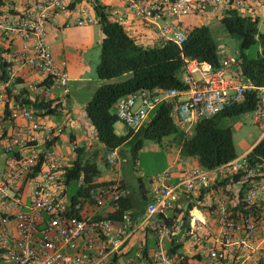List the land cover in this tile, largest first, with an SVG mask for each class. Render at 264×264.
<instances>
[{"label":"built area","instance_id":"2783aa9c","mask_svg":"<svg viewBox=\"0 0 264 264\" xmlns=\"http://www.w3.org/2000/svg\"><path fill=\"white\" fill-rule=\"evenodd\" d=\"M10 0L0 8V33L19 35L21 48L8 59L7 76L0 69V124L11 123L13 133H0L4 167L0 170V264H264V163L251 168L247 155L214 170L196 166L185 170L178 183L171 173L151 181L144 212L125 213L120 221L97 218V210L124 196L119 185L98 186L91 199L73 205L67 194V170L73 162L57 149L63 125L43 119L37 99L15 88L7 68L14 63L51 79V87L70 94L67 62L57 63L48 37L59 18L75 13L66 27L99 23L87 7L71 8L65 0H26L19 8ZM128 10L146 24L160 29L166 40L182 46L185 30L169 17L188 16L222 20L229 12L263 6L264 0H127ZM112 22L124 25L125 14L109 11ZM164 23V25H162ZM219 68L186 59L181 81L185 89H145L122 98L118 119L138 131L162 103L174 105L176 122L188 133L196 123L210 120L229 107L256 99L254 122L264 137V87L243 76L237 58L220 51ZM12 77V78H11ZM50 95L51 88L31 85ZM53 106V105H52ZM54 107V106H53ZM63 111L66 117L68 112ZM22 121V123H18ZM52 145L48 147V144ZM77 146L72 147L76 154ZM118 150L108 152L114 165ZM241 174L240 181L233 182ZM78 187L84 185L81 177ZM182 200L184 203L182 204ZM186 203V204H185ZM194 204L184 221V205ZM114 209H116L113 206ZM79 212L81 216L71 214Z\"/></svg>","mask_w":264,"mask_h":264},{"label":"trees","instance_id":"16d2710c","mask_svg":"<svg viewBox=\"0 0 264 264\" xmlns=\"http://www.w3.org/2000/svg\"><path fill=\"white\" fill-rule=\"evenodd\" d=\"M80 1L75 0L70 7H75ZM92 2L99 19L98 24L103 32L101 58L96 68L97 77L107 81L132 74L131 78L124 82L99 87L85 107L86 116L94 126L97 138L106 151L119 150L124 145L133 143L134 151L138 153L146 141L158 144L166 141L179 147L182 158L197 160L199 166L208 170H214L239 158L232 128H221L219 122L223 118H235L254 112L257 104L252 96L241 104L229 107L213 119L196 123L190 133L176 122L174 105L170 103H162L156 107L149 122L138 131L130 130L126 126L125 135L116 133L115 126L120 121L116 115V106L122 98L145 89L183 90L186 87L181 81V74L185 68V60L193 59L219 68L222 49L219 48L213 31L207 25L185 28L187 40L181 47L165 38L160 44L145 47L128 34L124 25L110 20L108 7L103 6L99 0H92ZM220 21L226 31L240 41L236 58L243 76L250 79L256 86L264 87V34L259 36L258 17L229 12ZM259 42L262 51L256 57L250 58L246 52ZM6 67L7 65L3 62V51L0 49V69L5 76H7ZM26 103L31 102L27 100ZM52 105L51 101H41L36 109L47 110L45 115H54L59 107ZM71 140L75 141L73 134H71ZM51 145L52 143L48 144V147ZM86 157V149L78 147L73 165L67 170L66 192L73 201V205L81 202L82 198L91 199V192L96 187L115 184L98 183L97 179L101 176V171L94 161L98 154ZM247 159L251 168L264 163V137L248 153ZM241 176L239 174L234 177L233 182L240 181ZM81 177L84 179V185L78 187L77 182ZM71 187L73 191L70 190ZM147 192L141 181L138 202L131 195L126 194L120 201L113 204L115 211L99 215L96 219L109 218L120 221L127 212H131L133 217L140 215L147 205ZM181 203L183 204L184 201L182 200ZM184 206L186 222L194 204ZM71 214L81 216L76 211H72Z\"/></svg>","mask_w":264,"mask_h":264},{"label":"rangeland","instance_id":"374dc122","mask_svg":"<svg viewBox=\"0 0 264 264\" xmlns=\"http://www.w3.org/2000/svg\"><path fill=\"white\" fill-rule=\"evenodd\" d=\"M264 4V3H263ZM245 15L258 17L259 19V36L264 34V5L257 6L253 11L245 12ZM195 18V19H194ZM182 25L179 26V21L174 17H169L168 22L173 23L178 30H184L191 23L201 26L207 25L213 31L220 49H225L231 55L237 56L240 47V41L232 37L224 28L220 20L208 17H193L182 19ZM181 24V23H180ZM164 25V23H162ZM75 45L68 50L74 51L83 57V64L87 67L83 79H76L70 83L71 95L70 104L73 105V110H77L74 114L75 119L69 127L63 139L68 138L71 132L76 133L79 138V145L90 149L89 157L98 154L94 160L100 171L101 176L98 181H107L110 178L117 179L119 176L125 179V185L128 193L138 202L139 189L142 184L146 188L150 187L151 181L157 177H163L167 173H173L171 166L177 160V150L179 147L171 145L168 142L158 144L153 141H146L141 151H134V144L128 143L118 150V160L114 165H109L107 162L108 152L103 144L98 140L96 130L85 115V107L92 100L96 90L106 84L120 83L131 78L132 74H127L123 77L112 80L103 81L97 77L96 68L100 63L101 58V43L97 45H89L85 40L77 39ZM160 44V43H158ZM143 45V44H141ZM144 46V45H143ZM262 51L261 43L259 42L246 54L250 58H254ZM221 128L230 127L234 133V140L239 156L244 155L262 138L263 131L260 125L254 122V112L242 115L235 118H223L219 122ZM118 135L127 133L126 126L119 121L115 126ZM65 144L62 142L60 148L63 149ZM87 156V153H86ZM187 168H192L194 162L187 161ZM119 175V176H118ZM73 191V187L70 188Z\"/></svg>","mask_w":264,"mask_h":264},{"label":"crops","instance_id":"0c3cea01","mask_svg":"<svg viewBox=\"0 0 264 264\" xmlns=\"http://www.w3.org/2000/svg\"><path fill=\"white\" fill-rule=\"evenodd\" d=\"M65 1L71 4L75 0H65ZM99 1L101 2L103 6L108 7V11L112 9H117L126 15L127 22L124 24V27L126 28L128 34L132 36L133 38H135L139 44H143L145 47H151V46H154L160 43L161 40L164 39L162 33L160 32V29L157 26L146 24L142 21L137 20L133 16V14L128 10L127 0H99ZM9 2L10 0H0V8H2L3 6H6L7 4H9ZM25 2L26 0H14L13 3L16 4V6H18L19 8H23L25 5ZM76 7H87L91 10V12L94 15H96L92 0H81L80 2L77 3L75 8ZM76 17L77 16L75 13L63 14L59 18V24L56 27L54 26V28L52 29L48 37V44L52 49L55 61L57 63H60L62 61L67 62V67H68V71L70 74L71 82L76 79H83L84 77L83 75L85 74L86 69H87L86 68L87 66L83 64L82 62L83 60L82 55L80 53L78 55L74 51L68 50L72 45L73 46L75 45L74 41L77 39H80V40H85L86 42H88L89 45H97L99 43H101L102 45V40H103V32L99 24L90 25L86 27H77V26L66 27L65 26L67 23H70L71 21L75 20ZM193 17L195 16H188L185 18L191 19ZM182 22L183 21L181 19L180 21L181 24H179V26L182 25ZM189 26H198V25L191 23ZM21 45H22V40L19 35L14 34V35H11L10 37L4 38L0 33V49L3 51L4 59H8L11 55L17 52L21 48ZM7 70L9 72L8 76L10 77V74L13 76V81H15L16 90H18L21 94H23L26 100L35 101L37 99H40L44 101H51L54 107L56 106L59 107V110L57 111L56 114L43 117L44 120H46L52 125H63V129H64L63 134L59 138H57L58 143L56 144L59 152L64 154L67 159L72 160V162H74L76 158V154L72 153V147L76 145L77 147H84L86 149V153H87L86 158H88L90 149H88L85 146L79 145V138L76 133L71 132L68 138L63 139L69 127L73 124V121L75 119L74 114L77 112V110H75L74 112L72 108L73 105L70 104L71 89H70V94L65 95L62 89L58 87H55V88L51 87V82H50L52 81L51 79H46L41 74L32 71L28 67H19L17 64L11 63L9 64V67L7 68ZM31 85L50 87L51 88L50 95L47 97L45 92H40V93L35 92L34 90L30 89ZM62 110H66L68 112V115L66 117L63 116ZM18 123H22V121H18ZM12 126H15V125L8 123V122L0 124V133L3 132L5 136H9L10 134L13 133ZM71 134L75 136L74 142L71 140ZM260 140L258 142H260ZM62 142L65 144V147L63 149L60 148V145ZM251 150L252 149H250L244 155H247L248 153H250ZM177 153H178L177 160L171 166V169L173 170V173L171 172L172 178L169 181V183L171 184L178 183L181 174L185 170L190 169V168H187V166L185 165L187 161L192 160L194 162L193 167L199 166V163L197 160L182 158L180 156L179 148L177 150ZM3 167H4V157L2 156V151L0 150V170H2ZM97 182L98 183H105V182L115 183L116 185H119L122 188V190L124 191V196L126 194H129L126 189L125 179L123 177L119 176L117 179L110 178L107 181L97 180ZM146 189L147 191H149L150 187ZM113 211H115L113 206L108 205L102 209H98L97 216L102 215V214H108Z\"/></svg>","mask_w":264,"mask_h":264}]
</instances>
